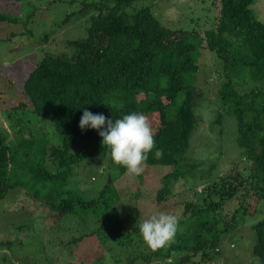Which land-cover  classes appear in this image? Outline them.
Masks as SVG:
<instances>
[{
    "label": "trees",
    "instance_id": "trees-1",
    "mask_svg": "<svg viewBox=\"0 0 264 264\" xmlns=\"http://www.w3.org/2000/svg\"><path fill=\"white\" fill-rule=\"evenodd\" d=\"M141 1L50 0L51 11L66 7L68 12L57 28L40 37L49 47L26 76L23 91L34 113L52 124L59 142L51 144L41 131L29 130L20 116L24 102L11 107L17 115L13 110L8 113L12 130L0 127V199L11 189L26 186L30 197L56 210L54 219L79 209L89 212L91 234L105 242L125 239L129 225L118 208L121 194L116 178L108 173L92 199L73 195L67 188L73 167L93 158L101 148L98 130L79 127L83 111L113 120L132 112L158 117L152 124L156 148L149 153V166L183 163L198 123L195 108L201 92L193 81L198 65L195 45L189 41L192 31L166 25L152 5ZM254 1L219 0V13L203 37L207 48L225 62L219 97L237 117V142L250 163L248 171L233 166L206 185L200 202H185L183 216L178 217L185 229L177 232L175 242L155 251L148 247L149 251L141 250L133 259L151 262L165 256L173 262L174 254L181 256L182 263L191 255L202 259L219 249L224 231L237 226L240 209L253 213L249 200L264 199V22L251 7ZM74 18L85 19L87 33L61 40L64 27L80 29L83 19L71 24ZM0 21H18V17L0 12ZM240 72L260 85L239 92L234 76ZM250 112L254 115L246 120ZM156 149L163 150L159 159ZM106 151L112 166L124 174L127 169L114 163L110 149ZM179 175L168 174L165 181L170 184V178ZM168 192V187L161 189L158 200H165ZM230 201L237 205L228 207ZM252 227L255 264H264V219Z\"/></svg>",
    "mask_w": 264,
    "mask_h": 264
},
{
    "label": "rangeland",
    "instance_id": "rangeland-1",
    "mask_svg": "<svg viewBox=\"0 0 264 264\" xmlns=\"http://www.w3.org/2000/svg\"><path fill=\"white\" fill-rule=\"evenodd\" d=\"M49 2L0 0L1 13L18 17V21H0V127L12 130L8 113L13 110L17 115L15 108L11 107L24 102L27 105L20 116H23L29 130L41 131L46 138H50L51 144H56L59 138L54 135L52 124L34 113L30 99L23 91L26 76L49 47L40 37L57 28L61 17L68 12L66 7L51 11ZM141 2L152 5L154 12L166 25L192 31L189 41L195 45L193 56L198 65L193 81L201 97L195 108L197 127L184 162L178 166L146 164L144 172L139 176L128 175L127 171L120 175L118 168L113 167L110 158L105 156L107 147L101 143L100 151L93 158L73 167L67 188L72 190L73 195L84 199L98 195L108 173L116 178L121 194L118 208L124 221L129 222L123 240L116 238L105 242L91 234L93 224L89 212L79 209L74 214L54 219L53 213L56 210L30 197L26 186L11 189L0 199V264H255L256 232L252 226L264 219V199L259 203L249 200L254 206L253 213L244 214V208L240 209L237 213V226L224 231L219 249L210 250L202 259L191 255L190 260L182 263L178 254L173 255V262H168L165 256L151 262L133 259L141 250L149 251L142 235L137 234L135 226L140 221L143 222L158 211L182 217L185 202H200L204 196L202 189L206 185L233 166L243 172H247V166H250L237 142V117L219 97V89L225 78V62L216 52L208 49L203 40L204 32L212 27L219 13V0H215L214 6L213 0ZM251 7L264 22V0H255ZM76 18L70 23L83 19ZM84 20L81 21L80 29L64 27L60 33L61 40H66L64 36L73 38L72 35L77 33L80 36L86 34L89 25ZM52 46L56 48L53 42ZM234 80L239 92L260 85L248 78L245 72L235 75ZM253 115L254 112L248 113L246 120ZM147 117L151 125L158 120L154 115ZM174 172L180 175L170 178L168 184L166 176ZM165 187L170 192L165 200L159 201V191ZM54 202L58 203L59 199ZM236 205V201H230L228 207ZM184 223L179 221L178 231L185 229ZM138 246L139 250L136 249Z\"/></svg>",
    "mask_w": 264,
    "mask_h": 264
},
{
    "label": "clouds",
    "instance_id": "clouds-1",
    "mask_svg": "<svg viewBox=\"0 0 264 264\" xmlns=\"http://www.w3.org/2000/svg\"><path fill=\"white\" fill-rule=\"evenodd\" d=\"M79 127L98 130L101 143L110 149L114 163L125 167L131 176L144 172L149 153L156 148L151 121L143 113L132 112L113 120L85 109ZM162 156L163 150L156 149L155 157L159 159ZM137 226L144 242L155 251L175 242L179 218L175 214L158 211Z\"/></svg>",
    "mask_w": 264,
    "mask_h": 264
}]
</instances>
